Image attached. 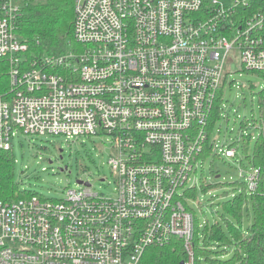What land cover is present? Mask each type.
I'll use <instances>...</instances> for the list:
<instances>
[{"label":"built area","instance_id":"built-area-1","mask_svg":"<svg viewBox=\"0 0 264 264\" xmlns=\"http://www.w3.org/2000/svg\"><path fill=\"white\" fill-rule=\"evenodd\" d=\"M24 4L0 0V150H14L18 133L109 136L116 188L106 196L84 182L60 200L0 202V264H142L173 239L182 264H195L193 175L209 157L251 166L245 138L226 149L212 135L226 65L264 72V0H74L82 50L32 61L18 35ZM251 169L233 182L248 194Z\"/></svg>","mask_w":264,"mask_h":264},{"label":"rangeland","instance_id":"rangeland-1","mask_svg":"<svg viewBox=\"0 0 264 264\" xmlns=\"http://www.w3.org/2000/svg\"><path fill=\"white\" fill-rule=\"evenodd\" d=\"M225 76L224 110L212 140L219 148L224 146L227 149L230 144L250 138L249 154L252 155L255 139L261 131L257 94L264 88V81L253 72L243 71L240 60L236 59L226 65ZM13 145L17 162L16 180L22 190L48 200H60L69 188H80L78 181L81 180L90 183L95 193L106 196L115 193L116 178L109 163L112 156L109 136L91 139L81 137L76 140L64 136L37 137L18 133ZM240 155L249 165L242 149ZM241 169L245 175L252 171L251 166L246 169L229 158L213 160L209 157L200 164L191 184H197L198 188L202 185L211 186V189L206 194L199 189L197 199L190 200L189 204L203 226L223 224L222 205L229 199L225 198L231 193L230 184L240 179ZM252 220L251 207L249 218L246 217L243 225L246 232ZM232 254L233 250L229 249L228 256Z\"/></svg>","mask_w":264,"mask_h":264},{"label":"trees","instance_id":"trees-1","mask_svg":"<svg viewBox=\"0 0 264 264\" xmlns=\"http://www.w3.org/2000/svg\"><path fill=\"white\" fill-rule=\"evenodd\" d=\"M74 24V0H25L18 22V35L28 45L26 58L32 61L43 57H59L74 51L80 52L82 47L75 39ZM3 63L4 61H0V84L3 83L6 89L9 80L7 66ZM253 73L264 81V72ZM222 93L223 90L219 95L214 120L220 119ZM257 99L261 131L254 142L252 155L249 154L251 139L248 138L243 144V152L247 155L248 162L259 170L257 188L248 194L246 183L231 184L233 192L240 188L242 192L223 203V224L203 226L195 211L187 208L195 215V264H264V88L258 92ZM209 154L207 150L205 157ZM16 164L14 150H0V202L11 203L39 196L20 188L16 180ZM199 189L206 194L211 186L202 185L198 188L197 184H194L185 196L195 200ZM251 207L253 220L246 232L243 225L246 217L249 218ZM229 249L233 250L231 257L228 256ZM185 260L186 252L182 241L173 239L165 246L148 248L142 264H182Z\"/></svg>","mask_w":264,"mask_h":264},{"label":"water","instance_id":"water-1","mask_svg":"<svg viewBox=\"0 0 264 264\" xmlns=\"http://www.w3.org/2000/svg\"><path fill=\"white\" fill-rule=\"evenodd\" d=\"M61 159H62V157H61ZM67 169H68V168L66 167L65 170H67ZM218 178H219V176H218ZM78 184H79V185H83V184H85V183H84L83 181L80 180V181H78ZM85 185H89V184H85Z\"/></svg>","mask_w":264,"mask_h":264},{"label":"crops","instance_id":"crops-1","mask_svg":"<svg viewBox=\"0 0 264 264\" xmlns=\"http://www.w3.org/2000/svg\"><path fill=\"white\" fill-rule=\"evenodd\" d=\"M220 177V176H219Z\"/></svg>","mask_w":264,"mask_h":264}]
</instances>
